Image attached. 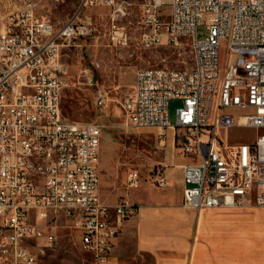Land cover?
I'll return each instance as SVG.
<instances>
[{
    "label": "built area",
    "instance_id": "built-area-1",
    "mask_svg": "<svg viewBox=\"0 0 264 264\" xmlns=\"http://www.w3.org/2000/svg\"><path fill=\"white\" fill-rule=\"evenodd\" d=\"M41 1L0 0V264H40L56 243L45 225L58 216L72 221L93 264H116L114 240L138 206L127 196L115 204L100 200L106 125L63 115L67 67L61 53L91 34L87 9L118 0H79L62 21L38 12ZM141 9V45L179 46L186 39L192 64L137 69L121 102L126 124L156 128L161 140L168 130L183 133L181 152L189 157L181 165L184 207H264V0H144ZM201 23L208 35L198 40ZM80 75L95 84L92 67H82ZM172 99L181 100L174 124L168 119ZM107 100L96 87L98 117L106 114ZM236 128L256 132L230 141ZM140 180L138 170H130L127 191ZM153 183L165 187L164 172Z\"/></svg>",
    "mask_w": 264,
    "mask_h": 264
},
{
    "label": "rangeland",
    "instance_id": "rangeland-1",
    "mask_svg": "<svg viewBox=\"0 0 264 264\" xmlns=\"http://www.w3.org/2000/svg\"><path fill=\"white\" fill-rule=\"evenodd\" d=\"M143 1L118 0L116 6L93 7L90 10L93 29L84 45L63 49L61 55L67 67V84L61 98L63 115L73 121L97 120L106 125L100 141V196L104 202L110 204L116 203L124 195L130 170H138L142 181L155 185L153 177L158 172H164V169L177 160L183 161L181 156L189 159L181 152V131H177L173 140L172 130H169L167 136L161 140L156 128H135L127 125L121 108V102L131 92L137 69L148 66L183 69L192 64L186 39H182L184 41L179 46L162 43L145 48L141 45ZM78 3L79 0H42L36 10L49 14L56 21H62L74 13ZM168 13L169 9L164 8L163 19H168ZM114 31L118 35L112 39ZM207 35L206 25H197L196 38L203 40ZM222 57L223 50L221 59ZM84 66H90L94 70L96 83L93 86L87 85L80 75V69ZM98 86L108 96L107 112L101 117H98L99 112L94 103V89ZM180 105L179 99L169 101L168 119L172 124L176 120L175 110ZM255 132L254 129L236 128L230 130L229 137L248 140ZM45 226L56 235V243L46 249L40 257V264H93L91 256L81 250L78 230L70 219L58 216ZM114 252L117 264H155L150 254L134 249L132 240L124 242L123 245L116 244Z\"/></svg>",
    "mask_w": 264,
    "mask_h": 264
},
{
    "label": "crops",
    "instance_id": "crops-1",
    "mask_svg": "<svg viewBox=\"0 0 264 264\" xmlns=\"http://www.w3.org/2000/svg\"><path fill=\"white\" fill-rule=\"evenodd\" d=\"M91 9L86 12L91 14ZM86 38L63 49L81 47ZM172 135L174 140L173 131ZM181 157L183 161L164 169L165 187L141 179L138 187L126 188L122 197L127 196L138 210L116 235L112 253L115 263L116 244L132 240L134 249L150 254L155 264H264V207H184L181 165L188 159ZM100 187L101 183L99 196ZM100 200L110 204L101 196Z\"/></svg>",
    "mask_w": 264,
    "mask_h": 264
}]
</instances>
